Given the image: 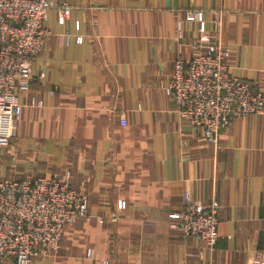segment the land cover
<instances>
[{
  "label": "crops",
  "instance_id": "1",
  "mask_svg": "<svg viewBox=\"0 0 264 264\" xmlns=\"http://www.w3.org/2000/svg\"><path fill=\"white\" fill-rule=\"evenodd\" d=\"M53 1L71 13H47L0 179L67 180L87 215L29 264H264V113L208 143L166 91L177 59L214 44L230 74L264 93V0ZM187 199L218 201L212 248L176 224Z\"/></svg>",
  "mask_w": 264,
  "mask_h": 264
},
{
  "label": "built area",
  "instance_id": "2",
  "mask_svg": "<svg viewBox=\"0 0 264 264\" xmlns=\"http://www.w3.org/2000/svg\"><path fill=\"white\" fill-rule=\"evenodd\" d=\"M52 8L64 23L72 7L53 0H0V147L7 146L15 134L23 108L19 94L27 89L33 58L50 34L46 19ZM188 13L202 19L201 10ZM228 54V49L213 44L190 59H177L166 87L177 114L208 143L215 142L218 130L233 119L264 113V93L229 73ZM218 208L217 200L205 204L187 199L173 216L184 235L212 248L218 237ZM86 215V198L67 180L45 176L0 179V260L29 264L35 257L54 255L65 228ZM87 255L92 256L93 250Z\"/></svg>",
  "mask_w": 264,
  "mask_h": 264
}]
</instances>
